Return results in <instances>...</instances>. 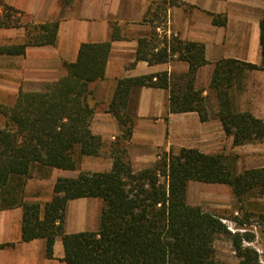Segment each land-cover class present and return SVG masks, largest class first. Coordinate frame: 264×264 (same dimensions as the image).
Segmentation results:
<instances>
[{
	"label": "trees",
	"instance_id": "obj_1",
	"mask_svg": "<svg viewBox=\"0 0 264 264\" xmlns=\"http://www.w3.org/2000/svg\"><path fill=\"white\" fill-rule=\"evenodd\" d=\"M76 1L64 0L62 11ZM156 1L157 7L153 8V1L144 19L155 28L165 21L168 4L189 7L179 0ZM211 15L214 25L226 26V14ZM60 20L38 23L4 4L0 28L24 27L25 36L20 42L0 43V55H25L28 47L56 45ZM116 38L120 36L114 31L105 42L82 44L77 61L66 63V74L59 80L46 83L40 91H20L10 104L0 103L5 120L0 126V211L21 207L23 241L45 239L47 258L54 257L55 241L61 237V260L68 264H226L216 256L219 236L232 242L238 264H263L258 250L246 244L255 240L254 233L232 231L223 217L190 205L187 190L190 182L197 181L231 186L240 203L247 195L264 197V167L237 172L236 158L196 148H181L177 153L159 150L154 165L141 170L132 165L127 143L135 120L127 108L134 86L167 89L170 112L195 111L201 121L209 118L206 97L196 87L198 69L209 64L205 44L178 35L161 38L156 29L139 40L137 59L152 64L176 56L189 63V70L174 76L162 72L119 79L106 109L121 129L109 147L111 169L59 177L50 201L43 205L25 201L27 181L36 167L77 171L84 157L102 154L104 141L91 130L96 104L92 106L90 100L95 98L96 83L105 78ZM260 45L259 64L234 58L214 62L210 88L219 100L216 115L234 146L264 142V119L235 110L232 94L247 71H264V16ZM79 198L102 201L99 226L66 233L68 202ZM259 217L264 221V205ZM6 246L0 244V249Z\"/></svg>",
	"mask_w": 264,
	"mask_h": 264
},
{
	"label": "crops",
	"instance_id": "obj_2",
	"mask_svg": "<svg viewBox=\"0 0 264 264\" xmlns=\"http://www.w3.org/2000/svg\"><path fill=\"white\" fill-rule=\"evenodd\" d=\"M63 1L0 0V13L2 6L8 4L38 23L61 18L56 45L28 47L25 55H0V97H5L0 103L10 104L20 91H40L46 83L59 80L66 74V63L77 61L82 44L105 42L115 31L120 38L111 43L105 78L96 83L95 98L90 100L92 106L96 104L91 130L102 137L106 147L121 134L115 117L106 112L119 79L162 72L174 76L189 70V63L176 56L167 62L152 64L137 59L139 40L156 29L161 38L178 35L184 40L205 44L209 64L198 69L196 87L206 97L209 118L201 121L195 111L170 112L167 89L134 86L127 108L135 120L132 138L127 143L133 167L152 166L159 150L196 148L215 154L223 150L239 152L240 148L247 147L248 151H264L263 142L233 145V137L225 133L217 118L220 105L210 88L214 62L223 58L261 62L260 20L264 16V0H179L189 7L168 4L165 21L156 28L144 20L153 0H77L72 7L62 11ZM212 13L226 14V26L214 25ZM24 36V27L0 28V43L20 42ZM232 94L236 110L264 119V71H250L247 81L242 87L233 89ZM108 156L104 170H101L99 159L91 156L83 158L77 171L36 167L38 174L31 173L27 181L25 201L42 205L50 201L59 177H75L80 170H110L109 150ZM102 206L98 198L70 200L66 233L96 230ZM22 217L21 207L0 211V244L8 245L0 249V264H68L61 260L64 256L61 237L55 241L53 258L46 256L45 239L23 241Z\"/></svg>",
	"mask_w": 264,
	"mask_h": 264
},
{
	"label": "rangeland",
	"instance_id": "obj_3",
	"mask_svg": "<svg viewBox=\"0 0 264 264\" xmlns=\"http://www.w3.org/2000/svg\"><path fill=\"white\" fill-rule=\"evenodd\" d=\"M156 7H157V1L155 0L153 4V8ZM162 12L163 11L161 10L160 13ZM249 72L250 71H247L245 73L242 82L239 84L240 87H242L243 83L247 81ZM4 98L5 97L1 96L0 101L3 100ZM4 124H5V120L2 114L0 113V126H4ZM254 143H259V142H254ZM246 144H250V143H246ZM106 145L107 146L104 147L103 150L105 151V153L97 157L99 159L98 160L99 165H101L102 167L101 170H104V166L107 167V164L109 162L108 150L110 145L109 144ZM173 152L177 153L178 151H173ZM219 153L229 155L237 159V163H236L237 172H242L247 168L264 167L263 150H260L258 152H254L251 150L248 151L246 147V148H240L239 152L233 150H225V151L223 150L220 151ZM134 169L141 170L138 168H134ZM88 171L93 172L94 170H88ZM32 173L38 174V170L33 169ZM162 180L164 181L165 178L162 177ZM187 201L192 206H201L205 210L223 217V221L228 225V227L232 231L249 230L252 233H254L255 240L251 243H246V244L258 250V252L260 253L261 261L264 264V221H261V218L259 217V213L264 205V197H255L253 195H247L244 197L243 202L240 203L236 199L233 190L229 185L192 181L188 184ZM242 222L244 223L241 224ZM215 251L217 258L221 262H224L226 264H238L239 260L234 251L232 242L229 239L223 236H219V238L215 241Z\"/></svg>",
	"mask_w": 264,
	"mask_h": 264
}]
</instances>
